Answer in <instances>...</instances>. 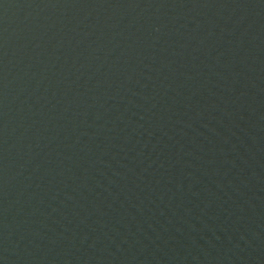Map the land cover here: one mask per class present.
<instances>
[{
    "label": "water",
    "instance_id": "95a60500",
    "mask_svg": "<svg viewBox=\"0 0 264 264\" xmlns=\"http://www.w3.org/2000/svg\"><path fill=\"white\" fill-rule=\"evenodd\" d=\"M0 264H264V0H0Z\"/></svg>",
    "mask_w": 264,
    "mask_h": 264
}]
</instances>
